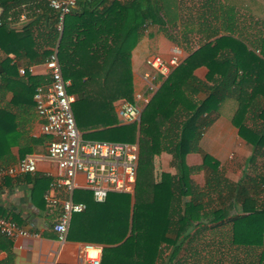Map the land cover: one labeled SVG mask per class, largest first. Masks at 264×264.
<instances>
[{
  "label": "trees",
  "instance_id": "1",
  "mask_svg": "<svg viewBox=\"0 0 264 264\" xmlns=\"http://www.w3.org/2000/svg\"><path fill=\"white\" fill-rule=\"evenodd\" d=\"M22 2H0L4 9L0 49L8 56L25 55L34 65L44 63L58 45L63 76L70 81L68 92L76 98L73 112L83 139L139 145L134 195L110 194L99 203L92 193L76 191L73 200L84 203L86 210L73 216L68 238L107 245L101 264H187V252L205 246L196 240L210 225H230L231 246L257 252V264H264L263 38L258 55L234 35L233 10L221 7L225 34L220 36L219 29L216 32L210 25L214 19L218 22L216 9L210 22L197 23L198 31L206 32L200 47L188 48V57L167 78L159 77L162 84L145 106L140 122L120 125L116 103L134 102L133 50L147 28L171 24L167 38L183 44L173 33L176 23L168 17V0H81L65 17L62 33L57 29L58 14L48 3L35 6L41 13L31 7L33 13L21 29L10 26L8 18L17 14ZM191 35L185 33L181 39L186 42ZM0 66L8 75L7 68L15 70L10 58ZM201 67L208 69L207 79L213 85L207 88L206 98L197 99L205 86L195 76ZM29 81L35 93L50 79L43 83L31 77ZM230 98L238 102L232 119L238 136L253 149L246 172L237 182L201 146L204 131ZM164 152L172 155L177 174L162 172L158 178L156 159ZM193 152L203 157L201 166L187 165L186 157ZM200 171L206 177L202 188L190 178L191 172ZM0 240L11 245L5 236Z\"/></svg>",
  "mask_w": 264,
  "mask_h": 264
},
{
  "label": "crops",
  "instance_id": "2",
  "mask_svg": "<svg viewBox=\"0 0 264 264\" xmlns=\"http://www.w3.org/2000/svg\"><path fill=\"white\" fill-rule=\"evenodd\" d=\"M48 1L23 0L21 5L16 9L18 11L17 14L12 16L13 27L21 29V26L29 21L20 22L19 20L24 8H36V5L45 7ZM117 1L124 2L125 0ZM168 2L170 4L169 11H167L168 17L176 23L173 33L176 35L197 33L194 30L198 27L197 23L199 21L195 20L197 22L195 24L192 16L184 12V10H188V5H190L191 1L168 0ZM186 2L187 4H185ZM223 3H226V1L224 0ZM228 3L232 4L230 9L233 10L231 14L234 18V35L240 37L242 35V22L238 9H242L241 4L233 0H228ZM215 10L214 8L213 11ZM260 10H262L260 12L264 16L263 9ZM3 11L4 9L0 6V15ZM218 11H220L219 7ZM13 12L14 10L11 13ZM218 16V22H215L214 19L210 25L212 28H215V31L218 28L219 35L221 36L225 34L222 28L221 11ZM170 25L147 28L142 39L133 50L132 67L135 94L147 92L144 75L149 71L146 60L150 55L158 54L165 59H169L172 50L177 47L183 52L181 54L183 62L188 57V48L196 50L200 47L199 45L197 48H194L190 40L182 45H177L170 41L167 38V28L169 30ZM191 29H193L192 32ZM201 33L204 35L206 32L201 31L199 34ZM246 35H248V31ZM215 39L216 37L211 38V40ZM247 43L251 49L256 50L257 54H261L258 42ZM56 48H58V45ZM22 52L25 54V50ZM6 58L11 59V65L15 64V70L7 68L8 75L0 66V168L14 166L31 154L45 156L49 142V137L42 132L43 120L38 116L36 111L35 93L30 89L29 83L31 77L40 79L43 83H46L50 79L45 62L32 65L25 58V55L20 58L16 57L15 54L8 56L0 49V65ZM29 67L34 68L33 73L28 72L24 76L19 73L20 68ZM208 72L206 67H201L195 71V76L206 86L195 96L197 99L206 98L207 88L213 85L207 79ZM161 84L162 81L158 78V89ZM119 103H116V107ZM237 110L238 102L234 98H230L222 103L219 113L214 115L215 121L204 131L201 141L202 149L218 160L223 170L225 168L228 169L226 175L234 182L239 181L243 177L247 168L246 164L253 154L252 147L238 136V130L232 122ZM257 123L262 126L261 121ZM119 124L123 125L120 122ZM166 128V125L165 127L163 126L162 132ZM134 143L138 144V142ZM231 152H235L238 157L233 164L230 161ZM243 158L245 159V163H242L241 169L239 161ZM156 162L158 163V178H160L162 172L172 175L177 174V170L172 166L171 154L162 153L157 157ZM186 162L189 167H198L203 164V157L193 152L187 155ZM226 163L230 165L229 168L225 166ZM56 174V165L48 160H42L38 164L37 173L34 175L15 178L8 177L0 180V217L11 219L32 234L29 238L10 240L11 245H8L7 241L0 240V264H89L88 260L84 257V246L86 244L100 246L102 250L104 247H107L104 244L98 245L72 241L68 237L64 243H60L57 240L52 228L55 214L49 210L44 198ZM195 175L197 173L191 172V180L195 178ZM201 177L204 179V182H198V184L204 186V171H201ZM61 196L63 197L64 194H61Z\"/></svg>",
  "mask_w": 264,
  "mask_h": 264
},
{
  "label": "built area",
  "instance_id": "3",
  "mask_svg": "<svg viewBox=\"0 0 264 264\" xmlns=\"http://www.w3.org/2000/svg\"><path fill=\"white\" fill-rule=\"evenodd\" d=\"M81 0H49L48 4L58 14L57 29L62 33L65 17L72 13ZM35 13L41 9L34 8ZM32 10L24 8L20 22L30 19ZM13 26V17H9ZM0 25L2 20L0 19ZM182 50L174 48L169 59L161 55H150L146 64L149 71L144 75L146 93H136L134 102L121 101L116 107L117 117L123 125L137 123L152 95L158 90V78H166L181 62ZM50 82L35 90L34 101L38 116L43 120L42 132L49 137L45 156L31 154L18 164L0 168V180L37 173L38 164L48 160L57 167L45 193V202L55 214L53 231L60 243L67 240L72 218L86 210L84 203L73 200L76 191L92 193L96 202H104L110 194L134 195L139 164V145L129 142L85 140L76 123L73 104L74 95L68 92L70 81L63 76L58 58V48L45 61ZM34 68H20L19 73H33ZM61 194H64L62 197ZM0 236L11 240L29 238L31 232L8 218L0 217ZM102 247L93 244L84 246V257L89 264L102 263Z\"/></svg>",
  "mask_w": 264,
  "mask_h": 264
},
{
  "label": "rangeland",
  "instance_id": "4",
  "mask_svg": "<svg viewBox=\"0 0 264 264\" xmlns=\"http://www.w3.org/2000/svg\"><path fill=\"white\" fill-rule=\"evenodd\" d=\"M191 2L188 5V10H184L187 14L191 15L194 23L195 20L205 23L206 21H211L213 18V13L215 11L209 10L213 7L218 9V7L223 8L224 11H228L231 8L232 4L228 3V0H225L226 3H223L224 0H190ZM241 4L242 9H238V13L241 14V25H242V35L240 36L246 42H255L258 44L263 38L264 41V16L261 13L260 9L264 11V0H233ZM187 4V2L185 3ZM213 6V7H211ZM217 11V10H216ZM216 13H220L217 11ZM212 22V21H211ZM213 23V22H212ZM200 27L195 28V34H192L189 37V40L194 48L201 45L205 36L198 31ZM248 31V35H246ZM253 32V33H252ZM250 33V34H249ZM182 35H178L179 40L182 43H185L181 39ZM191 45V46H192ZM259 55V54H258ZM238 159L235 152L230 153V161L233 164L234 161ZM241 169L242 163H245V159L240 161ZM247 165V164H246ZM261 165V164H260ZM227 168L230 167L227 163L225 164ZM223 173L226 175L228 169H222ZM262 170V169H261ZM260 170V171H261ZM246 172V171H245ZM195 178L192 180L194 185L202 188L198 182H204V179L201 177L200 172H194ZM227 176V175H226ZM206 180V177H205ZM234 182V181H233ZM230 225H210L209 229L205 231V234H202L196 241L197 244H205L202 248L200 246L198 250L194 252L188 251L185 255L184 261L187 264H257L258 262V253L252 252L251 250L242 251L241 249H236L230 244ZM195 243L194 246L197 247Z\"/></svg>",
  "mask_w": 264,
  "mask_h": 264
},
{
  "label": "water",
  "instance_id": "5",
  "mask_svg": "<svg viewBox=\"0 0 264 264\" xmlns=\"http://www.w3.org/2000/svg\"><path fill=\"white\" fill-rule=\"evenodd\" d=\"M140 120H141V117H140ZM140 122V121H139Z\"/></svg>",
  "mask_w": 264,
  "mask_h": 264
}]
</instances>
